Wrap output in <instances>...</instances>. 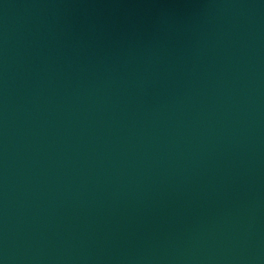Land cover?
Segmentation results:
<instances>
[{
  "label": "water",
  "instance_id": "1",
  "mask_svg": "<svg viewBox=\"0 0 264 264\" xmlns=\"http://www.w3.org/2000/svg\"><path fill=\"white\" fill-rule=\"evenodd\" d=\"M0 264H264V0H0Z\"/></svg>",
  "mask_w": 264,
  "mask_h": 264
}]
</instances>
